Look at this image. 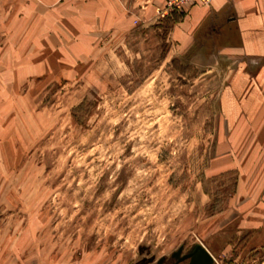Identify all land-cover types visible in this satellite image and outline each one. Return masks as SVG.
<instances>
[{
	"label": "rangeland",
	"instance_id": "1",
	"mask_svg": "<svg viewBox=\"0 0 264 264\" xmlns=\"http://www.w3.org/2000/svg\"><path fill=\"white\" fill-rule=\"evenodd\" d=\"M108 1L0 0V264H158L196 243L264 264L236 171L213 166L223 43L168 35L190 8L163 17L167 0L118 31Z\"/></svg>",
	"mask_w": 264,
	"mask_h": 264
},
{
	"label": "crops",
	"instance_id": "2",
	"mask_svg": "<svg viewBox=\"0 0 264 264\" xmlns=\"http://www.w3.org/2000/svg\"><path fill=\"white\" fill-rule=\"evenodd\" d=\"M164 2L116 0L103 6L111 9L114 28L131 34L148 26L138 28L137 23L151 7ZM0 20L4 23V17ZM152 25L150 22L148 27ZM172 25L168 35L184 40L185 48L192 45L191 40L200 41L203 50L209 40L223 43L217 48L216 61L228 69L219 94L225 129L219 134L213 166L220 172L236 171L231 200L241 204L239 226L255 232V242L264 244V0L199 3Z\"/></svg>",
	"mask_w": 264,
	"mask_h": 264
},
{
	"label": "water",
	"instance_id": "3",
	"mask_svg": "<svg viewBox=\"0 0 264 264\" xmlns=\"http://www.w3.org/2000/svg\"><path fill=\"white\" fill-rule=\"evenodd\" d=\"M192 252L185 257L190 259L189 264H213L215 259L209 250L200 243H196L192 247Z\"/></svg>",
	"mask_w": 264,
	"mask_h": 264
},
{
	"label": "built area",
	"instance_id": "4",
	"mask_svg": "<svg viewBox=\"0 0 264 264\" xmlns=\"http://www.w3.org/2000/svg\"><path fill=\"white\" fill-rule=\"evenodd\" d=\"M210 0H167L166 2V11L160 10L163 17L168 16L171 12L178 11V12H186L189 8L196 4H208Z\"/></svg>",
	"mask_w": 264,
	"mask_h": 264
},
{
	"label": "flooded vegetation",
	"instance_id": "5",
	"mask_svg": "<svg viewBox=\"0 0 264 264\" xmlns=\"http://www.w3.org/2000/svg\"><path fill=\"white\" fill-rule=\"evenodd\" d=\"M192 251V248L185 250V248L182 246L178 248V250L173 252L172 257L169 261L166 258H162L160 259L158 264H189L190 259L185 256Z\"/></svg>",
	"mask_w": 264,
	"mask_h": 264
},
{
	"label": "trees",
	"instance_id": "6",
	"mask_svg": "<svg viewBox=\"0 0 264 264\" xmlns=\"http://www.w3.org/2000/svg\"><path fill=\"white\" fill-rule=\"evenodd\" d=\"M166 22H168L169 24H173L175 22V19L172 20L170 18H167L166 19ZM90 106H91V103L88 102V98H84L83 101L74 109V112H75V118L77 120L78 123H81L83 122V118H80V116L78 117L76 112L80 111V110H83L85 109V113L88 112V110L90 109ZM87 107V109H86Z\"/></svg>",
	"mask_w": 264,
	"mask_h": 264
}]
</instances>
